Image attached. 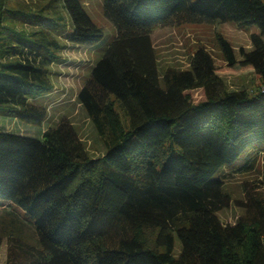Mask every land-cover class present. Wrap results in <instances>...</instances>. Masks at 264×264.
Returning <instances> with one entry per match:
<instances>
[{
    "label": "trees",
    "instance_id": "1",
    "mask_svg": "<svg viewBox=\"0 0 264 264\" xmlns=\"http://www.w3.org/2000/svg\"><path fill=\"white\" fill-rule=\"evenodd\" d=\"M12 1L0 0V107L42 125L38 101L52 96L50 68L67 49L52 34L90 49L104 34L81 0H63L65 33L43 16L51 2L36 13ZM104 12L117 35L77 95L104 155L91 156L66 120L39 139L0 128V207L37 237L1 227L7 264H264V190L237 201L245 212L235 225L219 217L234 202L225 170L252 169L264 150V0H105ZM214 23L258 28L243 62L220 39L231 69L259 76L255 93L227 91L203 48L189 70L160 72L155 29ZM200 89L196 104L190 92Z\"/></svg>",
    "mask_w": 264,
    "mask_h": 264
},
{
    "label": "rangeland",
    "instance_id": "2",
    "mask_svg": "<svg viewBox=\"0 0 264 264\" xmlns=\"http://www.w3.org/2000/svg\"><path fill=\"white\" fill-rule=\"evenodd\" d=\"M51 2V8H45ZM105 0H81L93 22L103 30L102 41L94 48L77 46L69 43L61 34H52L60 44L67 47L63 53L64 62L54 65L53 72L55 90L50 98L40 99L48 109V117L42 125H34L26 121L3 115L5 109L0 107V128L19 136L39 139L45 130L56 127L61 121L71 122L78 131L80 139L85 144L89 154L93 157L104 155L106 148L99 137L94 125L84 108L77 100V95L85 82L89 79L92 68L105 54L108 45L117 35L114 24L104 12ZM15 10L38 12L43 10V16H51L58 24L59 32L65 33L69 24L72 25L69 15L64 8L63 0H13ZM43 8V9H42ZM50 14H47L46 12ZM47 16V17H48ZM48 22V21H46ZM28 28V27H27ZM26 28V29H27ZM259 33L256 26L241 28L235 23L214 24H185L181 26L158 27L152 34V41L161 73L167 68L189 70L191 61L200 48L205 49L214 59L217 74L223 80L227 91H247L255 93L261 87V80L253 70L234 71L229 67L222 51L220 39L227 40L233 47L236 59L243 62L240 50H252L251 35ZM194 103L205 100L204 90L190 92ZM261 152V154H257ZM255 153L252 169L240 171V164L225 170V190L232 196V205L219 213L220 220L225 225H235L238 218L244 215L245 210L237 201L245 202L248 193H262L264 190V150ZM244 165L245 160L242 161ZM0 207V228L7 231L15 228L17 237L24 242L36 244L37 237L32 227L21 222L12 224V217L5 214ZM14 226V227H12ZM9 239L4 240L0 252V264L8 262ZM182 251V244L176 238L174 256L178 258Z\"/></svg>",
    "mask_w": 264,
    "mask_h": 264
}]
</instances>
